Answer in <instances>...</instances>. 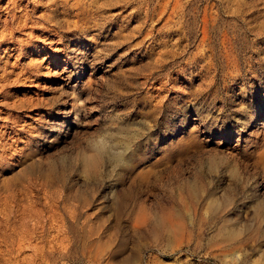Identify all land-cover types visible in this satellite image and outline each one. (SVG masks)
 <instances>
[{"label": "rangeland", "instance_id": "374dc122", "mask_svg": "<svg viewBox=\"0 0 264 264\" xmlns=\"http://www.w3.org/2000/svg\"><path fill=\"white\" fill-rule=\"evenodd\" d=\"M263 104L264 0H0V196L39 264H264Z\"/></svg>", "mask_w": 264, "mask_h": 264}, {"label": "bare ground", "instance_id": "6f19581e", "mask_svg": "<svg viewBox=\"0 0 264 264\" xmlns=\"http://www.w3.org/2000/svg\"><path fill=\"white\" fill-rule=\"evenodd\" d=\"M203 34H205V31ZM261 142L263 143L261 156L264 159V136ZM94 164H96V156L88 159L86 165L93 166ZM11 207L13 208L12 205H9L6 198L0 196V264H39V259L44 256L43 251H38L42 246L38 247L36 244H30L31 234L28 235L30 233L29 230L24 228L20 221L22 214L19 213V209H14L13 211ZM225 238L228 239L227 237ZM25 245L28 247L32 246L31 253L27 256H22Z\"/></svg>", "mask_w": 264, "mask_h": 264}]
</instances>
